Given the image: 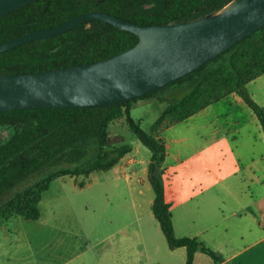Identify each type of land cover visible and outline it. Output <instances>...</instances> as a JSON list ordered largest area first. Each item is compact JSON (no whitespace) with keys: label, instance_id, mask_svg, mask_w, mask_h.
I'll list each match as a JSON object with an SVG mask.
<instances>
[{"label":"trees","instance_id":"16d2710c","mask_svg":"<svg viewBox=\"0 0 264 264\" xmlns=\"http://www.w3.org/2000/svg\"><path fill=\"white\" fill-rule=\"evenodd\" d=\"M232 0H34L0 17V43L38 29L54 27L75 16L103 11L142 25L173 24L220 11ZM138 41L134 33L101 21H85L45 39L0 52V74L28 73L99 61ZM264 74V25L192 72L148 94L119 103L84 107H36L0 112V218L36 220L39 202L51 182L69 176L88 177L108 171L131 151L122 137L113 140L109 125L124 117L130 131L150 151L147 179L153 191L152 214L169 248H186L185 264L194 252L221 257L195 238L174 234L164 198L165 128L180 123L230 93L255 113L264 134V107L247 84ZM156 97L161 113L144 131L130 115L132 102ZM82 187L84 181H79Z\"/></svg>","mask_w":264,"mask_h":264},{"label":"crops","instance_id":"0c3cea01","mask_svg":"<svg viewBox=\"0 0 264 264\" xmlns=\"http://www.w3.org/2000/svg\"><path fill=\"white\" fill-rule=\"evenodd\" d=\"M247 88L264 107V74ZM161 138L166 147L164 198L174 234L195 238L221 257L215 262L197 250L192 264H264V134L255 113L233 92L165 128ZM130 146L131 151L108 171L129 183L141 182L144 161L136 159L138 150ZM71 179V187L78 188L77 178ZM57 180L59 190L47 199L43 194L40 216L31 220L34 225L24 228V220H30L20 216L0 218V264H185L186 248H169L159 225L154 244L149 243L152 253L145 259L142 237L134 242L139 245L135 251L124 239L109 240L111 235L88 238L72 209L60 207L65 178ZM140 229L132 237L140 238ZM75 230L83 232L81 239Z\"/></svg>","mask_w":264,"mask_h":264},{"label":"water","instance_id":"95a60500","mask_svg":"<svg viewBox=\"0 0 264 264\" xmlns=\"http://www.w3.org/2000/svg\"><path fill=\"white\" fill-rule=\"evenodd\" d=\"M34 0H0V17ZM137 35L131 47L106 59L44 71L0 74V112L36 107L101 106L130 101L192 72L264 25V0H232L220 11L173 24L131 23L90 11L54 27L0 43V52L45 39L85 21Z\"/></svg>","mask_w":264,"mask_h":264},{"label":"rangeland","instance_id":"374dc122","mask_svg":"<svg viewBox=\"0 0 264 264\" xmlns=\"http://www.w3.org/2000/svg\"><path fill=\"white\" fill-rule=\"evenodd\" d=\"M163 107L164 103L154 96L141 98V100L137 99L132 102L130 115L144 131L149 132L152 123L159 116ZM109 134L113 140H117L121 136L126 144L132 145L133 151L138 150L135 152L136 159L144 161L139 172L142 181L134 180L129 183L125 177L112 171H94L88 177H72L77 178V185L80 183L79 181H85L82 187L78 186L73 189L71 177L64 176L65 193L60 198L59 204L63 209L67 207L72 209V216L80 221L86 236L93 240H101L111 235L109 240L124 239L127 246L135 251L139 245H135L134 242L140 241L142 237L146 244L140 245V249H142L143 259H145L147 254L151 255L152 253V244L149 243L154 244V229L158 227L151 210L153 191L145 168L150 151L130 131L124 117L114 120L109 125ZM7 135L8 130L0 128V141H3ZM57 179L51 182L49 188L44 192L46 199L59 190L58 186L61 182ZM34 223L36 222L24 220L23 227L34 225ZM140 228H142V233L137 234L140 238L137 237L139 239L136 240L137 238L132 235H134V230H138L140 233ZM33 230L37 231L38 229L34 227ZM77 230L75 231L80 238L83 232ZM157 231L164 239L161 231ZM36 234L38 236V233ZM67 234L71 236L73 233L67 229ZM46 237L49 238V235L47 234Z\"/></svg>","mask_w":264,"mask_h":264}]
</instances>
